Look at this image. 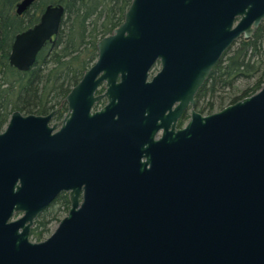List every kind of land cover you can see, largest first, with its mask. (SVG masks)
<instances>
[{
  "label": "water",
  "instance_id": "95a60500",
  "mask_svg": "<svg viewBox=\"0 0 264 264\" xmlns=\"http://www.w3.org/2000/svg\"><path fill=\"white\" fill-rule=\"evenodd\" d=\"M64 16L63 6L47 7L16 37L10 66L28 72ZM263 22L264 0H132L68 95L59 133L52 116L19 112L0 130V264H264V85L176 130L223 55ZM103 83L109 105L92 115ZM118 109L129 126L160 115L153 135L164 131L146 161L110 158L106 117ZM61 192L68 215L33 242Z\"/></svg>",
  "mask_w": 264,
  "mask_h": 264
},
{
  "label": "trees",
  "instance_id": "16d2710c",
  "mask_svg": "<svg viewBox=\"0 0 264 264\" xmlns=\"http://www.w3.org/2000/svg\"><path fill=\"white\" fill-rule=\"evenodd\" d=\"M20 0H0V21L4 34L14 35L15 8ZM132 0H50L49 4L61 5L66 10L68 21L64 23L62 56L60 62H55L57 68L65 66L64 83L70 88L77 85L98 58L97 44L105 37L113 34L123 22ZM10 26L12 28H10ZM6 40L0 45V129L8 122L10 115L18 109L17 92L23 91L21 100H27L30 105L24 107L26 111L41 109L37 103L49 85L57 87V81L46 80L43 73L33 70L30 75H22L10 67L8 58L10 46ZM85 55V56H84ZM84 56V57H82ZM74 67V70L72 67ZM71 73H70V72ZM253 80V85L238 94L230 93L240 81ZM264 85V22L249 40L237 41L231 50L212 71L205 87L207 102L204 110L209 114L233 105L244 98L258 93ZM229 90V91H227ZM15 98V99H14ZM46 217L41 215L36 221L40 232L32 231L31 236L36 242H41L47 224ZM49 224V223H48ZM37 229V230H38Z\"/></svg>",
  "mask_w": 264,
  "mask_h": 264
},
{
  "label": "flooded vegetation",
  "instance_id": "af4514ba",
  "mask_svg": "<svg viewBox=\"0 0 264 264\" xmlns=\"http://www.w3.org/2000/svg\"><path fill=\"white\" fill-rule=\"evenodd\" d=\"M22 1L23 0H20L16 4V8H15V19L13 21L15 24L14 26H12V27H15L16 29V33L14 35H9L8 32L4 34L3 27L0 21V45L1 43H3V40H6L7 41L6 43L7 45L10 46V49H12L15 43L16 37L18 35L34 29L37 25L41 23L42 17L45 14L47 7L61 6V5L49 4L50 0H37L27 11L19 15L17 13V6ZM66 18H67V15H66V10H65V16L61 22V26H60L58 34L54 35L51 41L46 42V44L44 45V47L42 48V50L37 56L35 65L28 72H20L14 67H12L18 73H21L22 75H26V76L30 75V73L33 70L39 69L38 73L39 74L43 73L44 78L46 80L50 79L51 81H57V84H58L57 87L52 86V84L49 85V88L47 89L46 93L44 92V97L43 95L41 96L43 98V101L40 102L39 100L37 103V105L38 106L40 105L41 107V109H39L38 111L37 110L35 111L24 110V107H26L27 105H30V103L27 100H21V97L23 98L24 96L22 95L23 91L19 90L17 94L15 95V98L18 99V109L12 112L7 124L5 125L6 127L10 121L11 116L16 112H19L24 117L30 116V115L43 116V117L52 116L49 122V126L53 127L54 125H57V129L54 131V133L56 132L59 133L63 129L65 125L64 121L66 117L68 116V114L70 113L68 102L66 101V99L68 95L70 94V92L72 91V89L76 87L82 80L81 79L77 85L70 88L69 92L66 93L67 86L64 83V79L67 74L66 68L64 65L59 68L54 66V63L60 62L61 57H62L59 51L62 48V41H63L62 36L64 34L63 26H64V23H66ZM12 27L10 26V28ZM10 53H11V50H10ZM8 62H9V58H8ZM74 67L75 66L72 67L73 70H74ZM161 69L162 67L160 63L155 65L153 71L154 70L156 71L154 73L152 71V73L150 74L149 82L161 71ZM208 79L201 86V88L198 90V92L194 96L195 104L190 103L188 105V108L183 112L182 116L176 123V130L185 128L192 120V115L194 112L203 117H206V116H210V115H213L221 111V110H217L216 112L209 114L208 112L204 110L205 104L207 102L205 85ZM106 94H107L106 83H103L102 85L99 86L98 90L95 93V97H100V99L91 108L92 115L103 112L108 107L110 101L108 97L106 96ZM179 104L180 102H176L175 105L173 106V110H175ZM122 111L123 110L118 109L114 111L113 113H110L106 117L107 124L105 127V131L107 133V138H108L107 149L109 152V156L111 159L130 160L132 162H137L138 160H140L144 162L146 161V157H147V153H146L147 149L151 145L154 146V143L151 144V141L152 140L154 142L159 141L163 134L164 130H159L158 132H155L153 135V131L155 130L156 126H159L162 123L160 115L158 114L153 117H151L150 115H147V118L149 119L151 118V121H149L146 126H133V125L129 126V125H126V123L124 122V115L122 114ZM168 114L169 112H167V115ZM145 127L147 128V130L145 129ZM169 129L171 130V127ZM0 130L3 131L4 129L3 130L0 129ZM144 139L146 140V142ZM88 149H90V146ZM85 155L87 154H84L83 156ZM140 156H142V159H140ZM55 202H59L60 205L63 206V208L68 209V213H69L71 209V201H70L69 192H61L52 204H54Z\"/></svg>",
  "mask_w": 264,
  "mask_h": 264
},
{
  "label": "rangeland",
  "instance_id": "374dc122",
  "mask_svg": "<svg viewBox=\"0 0 264 264\" xmlns=\"http://www.w3.org/2000/svg\"><path fill=\"white\" fill-rule=\"evenodd\" d=\"M68 21V17L66 18V22ZM68 25H70V23L68 22L67 26L64 27L65 29H67ZM243 39V38H242ZM241 40V39H240ZM239 40V41H240ZM246 40V39H245ZM236 43V42H235ZM234 43V44H235ZM233 47V46H232ZM232 47L230 48V50L232 49ZM85 56V55H84ZM82 56V57H84ZM156 70L153 71V73L155 72ZM253 80H242L240 81L238 84H236L235 88L233 90H227L229 91L230 93H233V94H238V93H241L242 91L248 89L250 86L253 85ZM102 106V105H101ZM100 106V107H101ZM6 126H4L2 128L5 129ZM68 214V209H65L63 208V206L60 205L59 202H55L54 204H52L42 215H44L46 217V219L44 220V222H46L47 224V231L45 232L44 236H43V239L42 241H45L46 239H48L55 231L56 229L58 228L60 222L67 216ZM39 219V218H38ZM49 223V224H48ZM38 226L36 225V222H35V226L33 228V230H35V232H40L42 229L41 227L38 229ZM32 230V231H33ZM30 239L33 241V242H36V240L34 239V237H30ZM41 241V242H42Z\"/></svg>",
  "mask_w": 264,
  "mask_h": 264
}]
</instances>
